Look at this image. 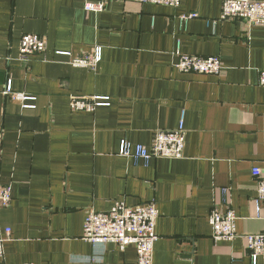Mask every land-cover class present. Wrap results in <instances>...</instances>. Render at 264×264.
<instances>
[{
  "label": "crops",
  "instance_id": "obj_1",
  "mask_svg": "<svg viewBox=\"0 0 264 264\" xmlns=\"http://www.w3.org/2000/svg\"><path fill=\"white\" fill-rule=\"evenodd\" d=\"M93 1V0H87ZM222 0H180L177 8L107 0L86 13L84 0H0V209L10 229L0 264H137L133 246L81 239L89 210L153 201L158 211L153 264H252L243 237L264 232L255 213L264 172V27L219 21ZM195 15L182 29L179 17ZM45 41L42 54L18 60L22 35ZM100 49L95 71L68 57ZM180 55L217 57L219 76L183 74ZM33 97V108L3 94ZM71 97L106 106L72 112ZM186 132L183 158L119 156L126 141L147 149L156 131ZM232 209L239 237L215 242L208 217ZM255 264H264L258 258Z\"/></svg>",
  "mask_w": 264,
  "mask_h": 264
},
{
  "label": "built area",
  "instance_id": "obj_2",
  "mask_svg": "<svg viewBox=\"0 0 264 264\" xmlns=\"http://www.w3.org/2000/svg\"><path fill=\"white\" fill-rule=\"evenodd\" d=\"M140 5H162L177 8L180 0H125ZM107 0H84L86 13L99 14L104 11ZM195 15L179 17V23L184 31L188 23ZM239 19L245 21L251 27H264V0H222L219 21ZM45 50V41L42 37L34 34L22 35L18 48V60L28 63L30 58L40 55ZM100 49L93 53L68 57L69 63L75 68L95 71L100 62ZM176 69L183 74L204 76H219L223 71V65L217 57H197L180 55ZM258 84L264 87V71L259 73ZM16 102L22 104L25 109L33 106L26 102L34 101L22 93H15L8 82L3 92ZM98 98L71 97L70 110L72 112H93L97 107L106 106ZM186 132L181 121L174 131H156L153 134L149 149L142 145L132 147L126 141H122L119 147V156L132 160L134 163L142 161L145 165L152 159L178 160L183 158ZM251 175L256 180L255 213L264 210V172L258 167H252ZM12 191L10 185H0V209H6L11 204ZM158 211L153 201L142 205L128 207L123 202H115L109 211L95 212L89 210L85 216L81 239L93 246L115 245L119 251H124L128 246H133L136 253L137 264H153V249L157 241L156 223ZM237 217L232 209L221 212L216 207L211 210L208 223L211 228L212 239L215 242H232L239 237L236 231ZM10 238V229H6L4 236L0 235V260L4 254V244ZM246 249L252 264L258 258L264 259V232L243 237ZM95 257H88L84 264L96 262Z\"/></svg>",
  "mask_w": 264,
  "mask_h": 264
}]
</instances>
